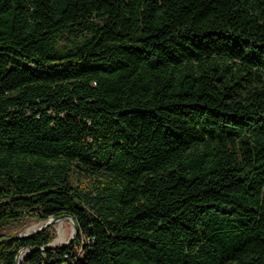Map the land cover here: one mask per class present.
I'll return each instance as SVG.
<instances>
[{"label":"trees","instance_id":"16d2710c","mask_svg":"<svg viewBox=\"0 0 264 264\" xmlns=\"http://www.w3.org/2000/svg\"><path fill=\"white\" fill-rule=\"evenodd\" d=\"M70 215L48 246L24 218ZM264 264V0H0V264Z\"/></svg>","mask_w":264,"mask_h":264},{"label":"rangeland","instance_id":"374dc122","mask_svg":"<svg viewBox=\"0 0 264 264\" xmlns=\"http://www.w3.org/2000/svg\"><path fill=\"white\" fill-rule=\"evenodd\" d=\"M46 220H37L29 217L24 218L18 222L8 224L1 230V233L5 235H14L26 231L28 232L42 226ZM44 228H48L51 232L52 240L49 245L53 246L60 245L67 241L73 231L72 223L68 218L62 219V222L55 221Z\"/></svg>","mask_w":264,"mask_h":264},{"label":"water","instance_id":"95a60500","mask_svg":"<svg viewBox=\"0 0 264 264\" xmlns=\"http://www.w3.org/2000/svg\"><path fill=\"white\" fill-rule=\"evenodd\" d=\"M63 218H68L70 219L71 223H72V226H73V231H72V234L71 236L68 238L67 241H65L64 243L60 244V245H56V246H53V245H48L50 247H53V248H56V247H64L66 246L67 244L71 243L73 238L76 236L77 232H78V229H77V225L75 223V221L73 220V218L68 215V214H59L55 217H51L50 219H47L44 224L40 227H38L37 229H34V230H31V231H26L24 233H18V234H14V235H11L9 238H26V237H30L32 236L34 233L40 231L41 229H43L44 227L50 225L51 223L55 222V221H58L59 219H63ZM29 251V248H22L18 254L16 255L15 257V261H14V264H20L21 260H22V256H23V252L26 253ZM21 256V258H20Z\"/></svg>","mask_w":264,"mask_h":264},{"label":"built area","instance_id":"2783aa9c","mask_svg":"<svg viewBox=\"0 0 264 264\" xmlns=\"http://www.w3.org/2000/svg\"><path fill=\"white\" fill-rule=\"evenodd\" d=\"M59 264H71V263H68V262H66V261H62V262L59 263Z\"/></svg>","mask_w":264,"mask_h":264},{"label":"bare ground","instance_id":"6f19581e","mask_svg":"<svg viewBox=\"0 0 264 264\" xmlns=\"http://www.w3.org/2000/svg\"><path fill=\"white\" fill-rule=\"evenodd\" d=\"M63 219H64V218H63ZM58 222H62V219H59ZM20 258H21V256H20Z\"/></svg>","mask_w":264,"mask_h":264}]
</instances>
